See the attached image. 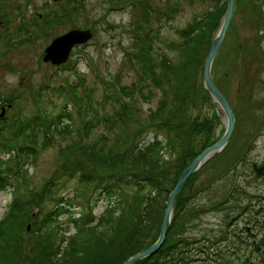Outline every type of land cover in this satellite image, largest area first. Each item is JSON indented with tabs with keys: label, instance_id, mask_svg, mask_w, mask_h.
<instances>
[{
	"label": "trees",
	"instance_id": "1",
	"mask_svg": "<svg viewBox=\"0 0 264 264\" xmlns=\"http://www.w3.org/2000/svg\"><path fill=\"white\" fill-rule=\"evenodd\" d=\"M190 1L212 6L202 15L192 17L183 28L176 29V42L161 40L165 49L178 54L177 62L165 54L154 57L151 45L141 40V50L148 59L141 76L130 87L108 89L105 98L98 101L90 91L78 95L70 87L56 114L34 113L11 128L8 122L0 120V156H3L0 159V193L8 190L11 194L10 203L0 219V264H123L156 241L165 202L181 172L222 135L210 139L209 131L203 142L196 144L198 131L196 121L190 120V108L200 103H213L202 85V69L211 40L225 14L227 0ZM256 6V0H236L218 55L227 46L226 38L232 33L235 15L248 10L255 13ZM29 26L22 25L14 35L26 33ZM30 34L33 36L35 31ZM217 57L212 78L227 98L220 80L215 77ZM156 92L161 93L159 106L147 120L141 121L133 99L140 98L147 103L155 98ZM230 105L235 127L227 145L218 154L225 153L226 157L234 145L233 134L239 118L236 106ZM216 119L213 113L204 123L212 125ZM131 127L136 130L132 131ZM143 130L146 131L144 136ZM73 134L76 139L61 147L58 155L63 162L60 169L69 168L70 177H78L75 196L69 200L50 197L56 190L52 183L57 178L56 173L46 179L39 190H31L28 169L36 165L40 153L50 148L57 137L65 140ZM149 134L151 140L147 139ZM250 149L251 141L243 152ZM239 159H233L226 170L232 171L244 158L241 155ZM196 174L187 179L175 198L173 217L163 245L137 264L187 263L183 256V248L188 247L182 237L186 233L184 216L192 219L200 212L188 205L196 191L190 194ZM103 180L107 181L101 182ZM85 190L95 191V196L91 204L87 202L82 206L79 198ZM100 201L105 203L103 211L95 215L93 211ZM51 202L54 207L50 208ZM260 203L259 211L264 217V197L260 198ZM45 204L47 207L43 211ZM220 205L215 203L210 207L217 211L222 209ZM76 206L80 207L78 218L73 210ZM35 208L38 213L32 217ZM241 208H238L239 214ZM63 214L73 223L74 232L68 237L62 235L65 229L58 223ZM229 219L225 223L231 225L237 217ZM28 224L30 231H27ZM261 228L264 231V222ZM262 237L261 264H264V234Z\"/></svg>",
	"mask_w": 264,
	"mask_h": 264
},
{
	"label": "rangeland",
	"instance_id": "2",
	"mask_svg": "<svg viewBox=\"0 0 264 264\" xmlns=\"http://www.w3.org/2000/svg\"><path fill=\"white\" fill-rule=\"evenodd\" d=\"M256 1L255 13L244 10L233 18L232 33L226 38L227 46L215 64V77L220 80L228 101L237 108L238 126L233 134L234 145L229 149L231 153L227 157L225 153L217 155L195 176L190 194L196 191L188 205L200 212L192 219L184 216L186 233L182 237L188 242V247L183 248L186 264H261L263 258V251H253L250 244L253 235L260 244L264 234L261 228L264 217L259 211L260 198L264 197V177H255L251 169L253 163L264 164V3ZM79 2L0 0V114L1 106L10 101L4 119L1 118L10 128L34 113L45 116L58 113L70 87L78 95L90 91L96 101L105 98L108 89L115 91L119 86L130 87L141 76L148 59L141 50V40L151 45L154 57L165 54L177 62L178 54L165 49L161 40L166 38L176 42L175 30L183 28L192 17L202 15L212 6L190 0ZM42 8L50 12L47 25L33 36L30 34L32 30L27 28L26 33L15 36L14 32L24 24L42 25L39 19ZM75 29L90 31L93 37L85 46H75L63 65L43 63V51L50 42ZM160 98L161 93L156 92L155 98L147 103L140 98L133 99L141 121L147 120L159 106ZM190 110V120L196 121L198 131L194 140L196 144L202 143L209 131L210 139L222 134L224 117L214 103H200ZM213 113L217 119L212 125L205 124ZM130 129L136 130L134 127ZM143 132L142 136L146 131ZM151 137L149 134L147 139L151 140ZM72 139H76V135L65 140L57 137L50 148L40 153L36 165L28 169L31 190H39L43 182L56 173L57 178L52 181L56 190L50 197L61 196L69 200L75 196L78 177H70L69 168L60 169L63 162L58 155L59 149ZM249 141L252 149L243 152ZM241 155L244 159L236 163L232 171L230 168L226 170L229 163ZM104 181L107 180L101 182ZM198 190L201 191L198 193ZM94 196L95 191L85 190L79 203L82 206L87 202L91 204ZM10 200L8 190L0 193V219ZM215 203H221L222 209L213 211L210 205ZM53 204L51 202L50 208L54 207ZM104 205V202H98L93 212L99 214ZM46 207L45 204L43 211ZM239 207L243 209L240 214ZM233 217L237 219L230 226L225 223ZM65 218V215L59 217L58 222L60 227L67 228L64 232L67 237L74 230L71 222H60ZM260 249H263L261 244Z\"/></svg>",
	"mask_w": 264,
	"mask_h": 264
},
{
	"label": "water",
	"instance_id": "3",
	"mask_svg": "<svg viewBox=\"0 0 264 264\" xmlns=\"http://www.w3.org/2000/svg\"><path fill=\"white\" fill-rule=\"evenodd\" d=\"M236 0H227L226 2V11L222 18V21L211 40L210 47L206 58L203 62L202 69V85L206 93L208 94L210 100L215 104L217 108L222 112L224 117V131L221 137L213 145L205 148L201 151L181 172L180 176L177 179L175 186L172 191L169 193L167 200L165 202V210L160 224L159 234L156 241L142 250L141 252L135 254L134 256L127 259L123 264H137L141 260H144L154 253H156L165 241L166 233L170 227L172 216H173V205L175 198L181 191L183 184L187 178L199 171L201 167L216 157L228 143L234 126H235V117L232 111V108L226 99V97L221 93V91L216 87L213 78H212V67L214 60L216 59L220 47L226 36L227 29L229 27L230 21L232 19L234 7ZM92 34L90 31L86 30H71L68 33L55 38L50 45L44 50V55L42 57L43 63H50L54 66H60L64 64L70 54V51L74 46L84 45L90 40ZM6 108L1 109L0 119L4 116ZM252 170L256 177L264 176V165L257 166L256 164L252 165ZM35 215V212L32 213V216ZM30 226H27V231H29ZM258 249V247L256 246Z\"/></svg>",
	"mask_w": 264,
	"mask_h": 264
},
{
	"label": "flooded vegetation",
	"instance_id": "4",
	"mask_svg": "<svg viewBox=\"0 0 264 264\" xmlns=\"http://www.w3.org/2000/svg\"><path fill=\"white\" fill-rule=\"evenodd\" d=\"M65 9V8H64ZM49 14H50V12L47 10V8H42L41 10H40V14H39V19H40V21L42 22V25H36V24H33V23H29L28 25H30L29 27H28V29H31L32 31H35V32H37L38 30H40V28H42V26H44V25H47V23H48V18L50 17L49 16ZM24 18V17H23ZM50 22V21H49ZM4 23H2V25H3ZM7 26V25H6ZM62 36V35H61ZM57 38V37H56ZM45 50V49H44ZM252 238H254V235L252 236ZM253 243H254V240H252L251 242H250V244L251 245H253ZM210 259V258H209ZM208 259V260H209ZM246 262H247V260H246Z\"/></svg>",
	"mask_w": 264,
	"mask_h": 264
},
{
	"label": "bare ground",
	"instance_id": "5",
	"mask_svg": "<svg viewBox=\"0 0 264 264\" xmlns=\"http://www.w3.org/2000/svg\"><path fill=\"white\" fill-rule=\"evenodd\" d=\"M235 8V7H234ZM233 13H234V11H233ZM232 17H233V15H232ZM57 23H59V22H57ZM61 23V22H60ZM216 85V84H215ZM217 87V86H216ZM218 88V87H217ZM219 89V88H218ZM220 90V89H219ZM222 93V92H221ZM223 94V93H222ZM224 95V94H223ZM225 96V95H224ZM227 99V98H226ZM211 161L209 160L208 162H206L201 168H203L206 164H209ZM253 164H256V163H253ZM252 164V165H253ZM252 165H251V169H252ZM257 166H261V165H264V164H256ZM199 171H200V169H199ZM198 172V171H197ZM196 172V173H197ZM252 172H253V170H252ZM196 173H193V174H191L189 177L191 178V177H194V174H196ZM254 173V172H253ZM198 174V173H197ZM196 174V175H197ZM255 175V174H254ZM188 177V178H189ZM256 177V176H255ZM262 177H264V176H262ZM187 178V179H188ZM258 178V177H257ZM187 181V180H186ZM186 181H185V183L183 184V186H185L186 185ZM191 185V181L189 182V184H188V186L187 187H189ZM183 188V187H182ZM201 191V190H200ZM199 190H198V193L200 192ZM174 206V205H173ZM173 217V216H172ZM230 226V225H229ZM169 230V229H168ZM248 231V230H247ZM166 237V236H165ZM255 238V237H254ZM254 238H253V240H254ZM184 241H187V239H184ZM258 242V243H257ZM259 242L260 241H255L254 240V243H253V245H251L252 246V248H253V251H255V252H259V250H261L260 249V244H259ZM188 243V242H187ZM256 246L258 247V249L256 248ZM210 255V254H209Z\"/></svg>",
	"mask_w": 264,
	"mask_h": 264
}]
</instances>
